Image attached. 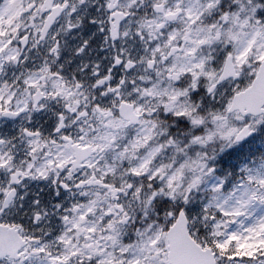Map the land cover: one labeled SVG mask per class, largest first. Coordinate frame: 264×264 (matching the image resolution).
<instances>
[{
  "label": "snow or ice",
  "instance_id": "1",
  "mask_svg": "<svg viewBox=\"0 0 264 264\" xmlns=\"http://www.w3.org/2000/svg\"><path fill=\"white\" fill-rule=\"evenodd\" d=\"M0 264H264V0H0Z\"/></svg>",
  "mask_w": 264,
  "mask_h": 264
}]
</instances>
